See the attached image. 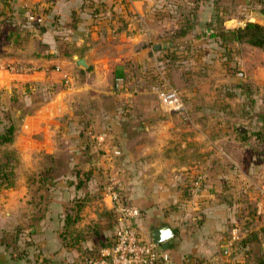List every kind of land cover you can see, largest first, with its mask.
Listing matches in <instances>:
<instances>
[{
  "label": "crops",
  "instance_id": "obj_1",
  "mask_svg": "<svg viewBox=\"0 0 264 264\" xmlns=\"http://www.w3.org/2000/svg\"><path fill=\"white\" fill-rule=\"evenodd\" d=\"M258 13L264 0H0V102L10 113L0 111V131L15 126L0 144L13 155V183H0V264H78L108 244V182L137 207L143 239L170 227L161 264H264V158L245 144H258L250 132L264 129V104L251 90L243 99L238 82L209 96L210 76L176 68L183 96L166 101L146 79L147 69L162 75L160 56L177 41L206 38L200 30L216 23L264 24ZM186 23L189 32L175 33ZM11 61L36 70L2 71ZM196 172L204 176L195 190ZM74 197L84 204L66 245L63 212ZM232 227L240 242L223 255Z\"/></svg>",
  "mask_w": 264,
  "mask_h": 264
},
{
  "label": "rangeland",
  "instance_id": "obj_2",
  "mask_svg": "<svg viewBox=\"0 0 264 264\" xmlns=\"http://www.w3.org/2000/svg\"><path fill=\"white\" fill-rule=\"evenodd\" d=\"M236 13L240 14V12ZM166 51L159 59L158 67H160V70L166 69L162 72V75H159L155 68L146 70L147 81L151 82L157 89L156 96L164 98V93L170 88L176 89L178 98L183 96L182 91L171 80V69L176 68L177 71L183 74L187 71L195 74L193 76L199 80L210 76V82L213 81L211 88L213 87L215 92L210 93L209 91V96L220 97L219 87L238 82L242 88L241 97L243 99L248 100L250 98L247 91L251 90L255 95L253 97L264 104L263 48L253 47L244 42L243 44L241 42L221 43L216 37H206L198 40L194 39V41H177L174 48ZM170 53H173L172 57L169 56ZM238 71H242L243 75L241 77L237 75ZM221 73H224L225 79L223 76H219L222 79L218 81L216 77ZM228 96L233 99L238 98V95L232 97L234 95L229 94ZM1 103H4V101L0 102V111H7V115H10L9 110L3 109ZM24 111L26 110L24 109ZM244 120L247 121V118ZM254 129H257L258 133L264 136V129L261 124ZM252 133L251 131L250 134ZM249 138L245 140L246 146L256 151L259 160L264 158V139H261L260 135L255 137L254 139L258 141L257 146H255V141L251 143Z\"/></svg>",
  "mask_w": 264,
  "mask_h": 264
},
{
  "label": "built area",
  "instance_id": "obj_3",
  "mask_svg": "<svg viewBox=\"0 0 264 264\" xmlns=\"http://www.w3.org/2000/svg\"><path fill=\"white\" fill-rule=\"evenodd\" d=\"M36 70L31 64L23 62H7L2 66V71L12 74H28ZM237 75L241 77L242 71ZM163 100L175 101L178 99L177 91L170 88L164 93ZM202 172H196L192 179V188L199 189L203 179ZM261 193L264 195V189ZM109 208L116 214V226L114 228L110 242L100 247L95 253L83 255L78 264H161L168 259V254L159 245L151 240L143 239L132 222L133 217L138 214V209L130 203L120 200L119 193L112 182H108L104 189ZM240 239L238 229L232 227L221 247L223 255H230L236 248Z\"/></svg>",
  "mask_w": 264,
  "mask_h": 264
},
{
  "label": "trees",
  "instance_id": "obj_4",
  "mask_svg": "<svg viewBox=\"0 0 264 264\" xmlns=\"http://www.w3.org/2000/svg\"><path fill=\"white\" fill-rule=\"evenodd\" d=\"M28 18L31 17L29 16ZM190 30H191V25L189 23H186L184 25L178 26L175 30V33L177 32V34L182 35L186 32H189ZM199 34H201L202 36L204 35L205 37H216L221 43L244 42L249 45L264 49V24L258 22L244 21L242 25H237L233 27H225L220 23H216L210 26V31L206 32L205 30H201ZM169 56L172 57L173 53H170ZM115 76L116 77L121 76V74L115 73ZM247 94H250V91H247ZM14 129L15 126L11 121L6 126L3 127V129L0 131V144L8 143L12 140ZM252 132H253L252 134L255 135V137L260 135L261 139H264L263 138L264 136L258 133V130H252ZM0 157H3V160L2 158H0V183L3 186L12 185L13 164L9 157L13 158V155L12 154L10 155L9 151H7L5 153H1ZM42 175H43L42 172L39 173L40 177ZM37 203H39V201H37L36 204ZM83 204L84 202L82 198L74 197L72 198L70 203L66 205L64 208L63 228L60 231V237L62 239V242L66 245L73 244L78 237V234H73L72 228H70V230L67 229L68 227L73 225L76 219L78 218V213L82 209ZM14 237L15 235H13V238ZM239 242L240 239L237 242L235 250L237 249Z\"/></svg>",
  "mask_w": 264,
  "mask_h": 264
},
{
  "label": "water",
  "instance_id": "obj_5",
  "mask_svg": "<svg viewBox=\"0 0 264 264\" xmlns=\"http://www.w3.org/2000/svg\"><path fill=\"white\" fill-rule=\"evenodd\" d=\"M258 15L264 17V15H262V13H258ZM248 21L256 22L254 20V18H249ZM74 62L79 68H86L87 67V63L83 57L76 58ZM18 113H19V111L14 114L15 118L18 116ZM16 122H17V120H15V123ZM171 235H172V231H171L170 227L166 224H161V225L155 226L150 231L151 241L154 244L159 245L161 247V249L166 248L167 240ZM263 249H264V245H263Z\"/></svg>",
  "mask_w": 264,
  "mask_h": 264
}]
</instances>
